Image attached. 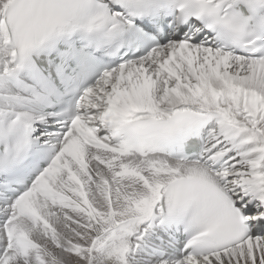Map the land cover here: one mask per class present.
I'll return each instance as SVG.
<instances>
[{"label": "snow or ice", "instance_id": "6c2138e0", "mask_svg": "<svg viewBox=\"0 0 264 264\" xmlns=\"http://www.w3.org/2000/svg\"><path fill=\"white\" fill-rule=\"evenodd\" d=\"M0 264H264V0H0Z\"/></svg>", "mask_w": 264, "mask_h": 264}]
</instances>
